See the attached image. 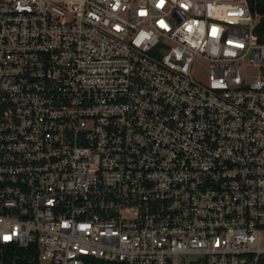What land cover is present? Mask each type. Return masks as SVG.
I'll return each mask as SVG.
<instances>
[{
	"label": "built area",
	"instance_id": "obj_1",
	"mask_svg": "<svg viewBox=\"0 0 264 264\" xmlns=\"http://www.w3.org/2000/svg\"><path fill=\"white\" fill-rule=\"evenodd\" d=\"M259 22L247 0H0V264H264Z\"/></svg>",
	"mask_w": 264,
	"mask_h": 264
},
{
	"label": "rangeland",
	"instance_id": "obj_2",
	"mask_svg": "<svg viewBox=\"0 0 264 264\" xmlns=\"http://www.w3.org/2000/svg\"><path fill=\"white\" fill-rule=\"evenodd\" d=\"M240 70L245 81L249 82L257 78L260 74V70L255 65L249 63L248 60L241 62ZM193 73L200 80H206L209 75V69L207 63L197 64L193 67Z\"/></svg>",
	"mask_w": 264,
	"mask_h": 264
},
{
	"label": "trees",
	"instance_id": "obj_3",
	"mask_svg": "<svg viewBox=\"0 0 264 264\" xmlns=\"http://www.w3.org/2000/svg\"><path fill=\"white\" fill-rule=\"evenodd\" d=\"M251 11L260 16L257 27L260 40L264 42V0H247Z\"/></svg>",
	"mask_w": 264,
	"mask_h": 264
},
{
	"label": "snow or ice",
	"instance_id": "obj_4",
	"mask_svg": "<svg viewBox=\"0 0 264 264\" xmlns=\"http://www.w3.org/2000/svg\"><path fill=\"white\" fill-rule=\"evenodd\" d=\"M5 239H8V237L6 236Z\"/></svg>",
	"mask_w": 264,
	"mask_h": 264
}]
</instances>
